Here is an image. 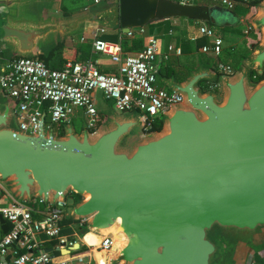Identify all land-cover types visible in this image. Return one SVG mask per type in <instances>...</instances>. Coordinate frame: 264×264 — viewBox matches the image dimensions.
I'll return each instance as SVG.
<instances>
[{"label":"water","instance_id":"95a60500","mask_svg":"<svg viewBox=\"0 0 264 264\" xmlns=\"http://www.w3.org/2000/svg\"><path fill=\"white\" fill-rule=\"evenodd\" d=\"M28 1L45 3L0 0L5 58L36 57L91 26L125 33L175 17L220 26L224 12L216 4L103 0L65 15L42 5L34 18L19 11ZM254 7L249 23L259 41L232 73L198 64L181 80L158 76L180 95L158 130L145 132L136 111H111L91 131L83 121L78 131L65 122L54 135L42 112L25 132L13 127V106L0 88V180L23 201L64 200L63 216L82 220L85 231L120 235L105 264H224L225 257L244 264L251 246L264 243V77H250L264 73V0ZM203 81L215 82L219 94L202 89ZM135 127L144 137L120 147Z\"/></svg>","mask_w":264,"mask_h":264},{"label":"built area","instance_id":"2783aa9c","mask_svg":"<svg viewBox=\"0 0 264 264\" xmlns=\"http://www.w3.org/2000/svg\"><path fill=\"white\" fill-rule=\"evenodd\" d=\"M101 1L91 0V3L95 5ZM215 1L227 10L234 5L232 0ZM103 32L102 28L90 31V50L104 55L115 65L114 72L99 71L95 58L66 60L60 68L54 69L37 57H0V88L3 97L12 103L16 129L34 131L44 112V127L51 128L54 135H59L62 124L77 113L86 129L91 131L101 122L94 100V93L99 92L115 110L138 112L144 123L143 130H146L153 121L160 120L169 104L180 100L179 94L156 85L158 45L154 38L148 37L142 48L134 53H125L119 42L100 38ZM134 32L141 34L142 28H129L121 33L132 36ZM197 34L210 40V45L200 47L201 52L219 55L221 38L215 35L213 28L199 23ZM162 58L166 59L167 54H162ZM214 68L218 73L233 72L229 63L220 61L215 62ZM203 87L215 90L217 85L204 81ZM32 200L33 204L25 205L0 182V264H94L91 250L96 249L106 256L115 249L111 236L98 235L96 245L87 244L83 240L88 232L83 221H65L62 208H59L64 200L56 199L55 203ZM63 228L69 232H62ZM75 243L78 247L74 249ZM80 245L86 250L77 251Z\"/></svg>","mask_w":264,"mask_h":264},{"label":"crops","instance_id":"0c3cea01","mask_svg":"<svg viewBox=\"0 0 264 264\" xmlns=\"http://www.w3.org/2000/svg\"><path fill=\"white\" fill-rule=\"evenodd\" d=\"M182 3H192V4H202L207 5L209 2L212 4L219 5L215 0H174ZM63 0H45V10L53 12L55 15H65V10L61 9ZM195 2V3H194ZM220 6V5H219ZM86 7V5L81 4V8ZM222 7V6H221ZM224 9V12L221 14L217 13L221 21L220 26H213L215 35L221 38V46L219 55L215 56L212 52H201L200 47L202 45H210L209 39H206V42L201 41V36L197 34V26L199 23L197 21H188L185 18L175 17L167 19L168 24L172 26L171 29L165 30L166 21L163 20H152L146 23L142 27V32H134L132 36H126L122 34L118 28L111 30H104L103 34L109 32H116L117 42H119L122 52L125 53H134L136 49L128 48L131 46L132 40L140 39L142 45L145 44L148 37H152L157 41L158 45V54H157V77L156 85L161 88H166L162 82H160L158 76L168 77L173 76L176 80H181L185 77L188 70H191L197 67L198 64L202 63L203 66L214 67L216 61L223 63L229 62V53L230 51H238L242 47L243 41H247L250 46H252L251 40L249 39L247 33H244L241 25L236 24L234 21L236 18L230 13L229 10ZM79 9V8H78ZM227 15H226V14ZM249 11L243 14V18H246ZM70 14V13H68ZM230 18H229V17ZM223 31H220V29ZM95 29L94 27H87L85 30H82L78 33V42L84 43L89 41V33L91 30ZM219 29V30H218ZM106 32V33H105ZM74 34V35H75ZM102 34V33H101ZM100 34V35H101ZM102 34V35H103ZM99 35V36H100ZM83 37V38H82ZM191 37H194L193 40H190ZM70 37H65L63 39L64 50L63 54L66 60H71L74 54V47L77 44H74ZM82 38L83 40H80ZM201 43H199L200 41ZM123 42L125 44H123ZM78 43V44H79ZM247 45L248 54L251 47ZM168 46L170 47L168 49ZM239 53V52H238ZM162 54H167V58L163 59ZM226 56H223V55ZM228 54V55H227ZM89 58L97 59V67L104 72H114L115 65L111 64L109 60L102 54L92 53L90 50ZM222 57V58H221ZM181 78V79H177ZM98 110V109H97ZM91 233V232H90ZM89 234V233H87ZM85 234L83 238L87 235ZM92 234V233H91ZM99 237V236H98ZM100 238V237H99ZM87 244L90 243V238L87 237ZM96 245V244H95ZM255 248V250H253ZM91 256L94 260V264H98L97 254H102L104 260V254L97 250H91ZM94 255V256H93ZM244 264H264V243L257 246H251V248L246 253V258L244 259Z\"/></svg>","mask_w":264,"mask_h":264},{"label":"rangeland","instance_id":"374dc122","mask_svg":"<svg viewBox=\"0 0 264 264\" xmlns=\"http://www.w3.org/2000/svg\"><path fill=\"white\" fill-rule=\"evenodd\" d=\"M233 2V0H232ZM42 3V2H41ZM41 3H36L35 1H28V2H25L23 3L22 5H20L21 9H19L20 13L23 14V16H26V17H30V16H34V18H37V17H40L42 16V11H43V8H42V5L45 6V4H41ZM81 4H84L86 5V7H89V9H92V8H96V7H100V5H103V4H108L107 1H104L102 3L99 4V6H96L93 5L91 3V0H63L62 2V7L61 9L65 10L68 13H72V12H75V11H78L80 10L81 8ZM79 8V9H78ZM247 11H249L248 15L246 18H243V17H240V16H243V15H240L238 17H236V19L234 21H236L235 23L238 24V25H241L242 26V29H244V33L247 34V33H250V34H247L249 39L251 40L250 42L252 43V45H254L255 43H257L259 41V36H260V33L259 31L257 30L256 32H254V30L252 29L250 23H249V20L253 17V15L255 14V11H256V8L255 7H251V8H248L247 7ZM226 14V13H225ZM227 15V14H226ZM229 17V16H228ZM230 18V17H229ZM220 29V28H219ZM218 29V30H219ZM220 31H222L220 29ZM223 32V31H222ZM78 34H73L70 38V40L74 43V44H78ZM247 41H243V44H242V47L239 48L238 51H230L229 53V64L233 63L234 64V61L237 59V63L235 64V67L233 68V70H235L236 68H238V65L240 63V60L245 57L248 50H247V45H249V43H246ZM249 47H252L249 45ZM3 51V57H5V54H6V51L7 50H2ZM239 52V53H238ZM228 55V54H227ZM223 56H226L225 54ZM242 56V57H241ZM239 57H241L239 59ZM222 58V57H221ZM202 64V63H200ZM157 82V81H156ZM200 87L202 89H204L205 87H203L204 85V81L201 82L200 84ZM216 94H219V91L218 89L216 88L215 90H213ZM94 100H95V107L98 109L99 111V115L101 117V121L103 120L104 116H107L111 111H113L114 113L116 114H119L121 112L115 110L113 107H112V103L109 101V100H105L100 94L99 92H96L94 93ZM82 121L83 119L81 118V116L77 113L76 116H72L69 120V122L72 124L73 128L78 131L79 128L81 127V124H82ZM15 129H16V126L14 124L13 126ZM143 133L140 131L139 127H135L134 128V131H132L129 135H127L126 137H124L121 142H120V147H123V148H128L132 142H134L135 140H139L141 138H143ZM0 182L2 184H4L5 186L6 183L5 181H2L0 180ZM18 199V198H16ZM20 200V199H18ZM25 205H30V204H33V200H24L23 201ZM87 237L89 238H92L90 234H87L85 236V238H83V240L85 242H87ZM97 244V243H96ZM79 250H86V248L83 246V245H80ZM94 256V255H93ZM224 264H230V261H229V258L225 257L224 259ZM240 262H242V260L240 259Z\"/></svg>","mask_w":264,"mask_h":264},{"label":"trees","instance_id":"16d2710c","mask_svg":"<svg viewBox=\"0 0 264 264\" xmlns=\"http://www.w3.org/2000/svg\"><path fill=\"white\" fill-rule=\"evenodd\" d=\"M258 1L259 0H233V2H234L233 8L230 9L229 11L236 18V17L246 13L247 12V7L248 8L254 7L257 4ZM212 3L213 2H209V3H207V5H212ZM65 13H67V12L65 11ZM180 18H182V17H180ZM185 19L190 21V22L194 21V20L187 19V18H185ZM163 21H166L165 30H168V29L172 28V26L170 24H168L167 19H164ZM198 23L205 24V25H207L208 27H211V28L214 26L209 21L198 22ZM102 34L99 36L100 38H102L104 40H107V41H111V42H117L116 40H117V35L118 34L116 32L112 31V32H109L107 34H103V35ZM206 39H207L206 37L201 36V41L206 42ZM201 41L199 43H201ZM123 44H125V43L123 42ZM131 46L132 47H128V48H132V49L138 50V49L142 48L143 45H142L141 40L137 39V40H132L131 41ZM63 50H64V43H63V41H59L56 44L51 45L44 53H41V54H39L36 57L38 59H40L41 61H43V63L47 67L57 69V68H60L61 65L66 61V58H65V56L63 54ZM89 53H90V43H89V41L88 42H84V43H79V44H77L74 47V54H73L71 60H73V61L84 60L86 58H89L88 57ZM0 57H3V51L2 50H0ZM241 57H239V59ZM236 63H237V59L234 61V64L233 63L230 64L232 66V68L235 67ZM97 69L99 71H101V72H104V71L100 70L98 67H97ZM250 77H251V79L253 81H257V80H259V79L264 77V73L262 75H260V76H257V75H254L253 71H251ZM177 79H181V78H177ZM159 128H160V120H156V121H153L152 125L149 128H146V130H144V131L145 132H151V131H154V130H158ZM72 196L74 198H77V196L74 195V194H72ZM65 221L67 222V221H74V220H72L71 218H65ZM62 232H69V229L63 228ZM79 251H81V250H79ZM89 264H92V262H89Z\"/></svg>","mask_w":264,"mask_h":264},{"label":"bare ground","instance_id":"6f19581e","mask_svg":"<svg viewBox=\"0 0 264 264\" xmlns=\"http://www.w3.org/2000/svg\"><path fill=\"white\" fill-rule=\"evenodd\" d=\"M257 12V11H256ZM255 12V13H256ZM87 233H89L90 235H91V237L92 238H90V243L91 244H96L97 243V241H98V239H99V237H98V235H94V234H91L90 232H86L85 234H87ZM101 233L102 234H105V233H112V231H101ZM84 234V235H85ZM113 234V233H112ZM114 238V244H115V246H117L121 241H122V237L120 236V235H115V237H113ZM96 249H94V251H95ZM98 251V250H97ZM99 252H101V251H99ZM97 260H98V264H104V262L102 263V261H103V258H102V254H97ZM104 260H105V254H104Z\"/></svg>","mask_w":264,"mask_h":264},{"label":"flooded vegetation","instance_id":"af4514ba","mask_svg":"<svg viewBox=\"0 0 264 264\" xmlns=\"http://www.w3.org/2000/svg\"><path fill=\"white\" fill-rule=\"evenodd\" d=\"M253 250H255V248Z\"/></svg>","mask_w":264,"mask_h":264}]
</instances>
